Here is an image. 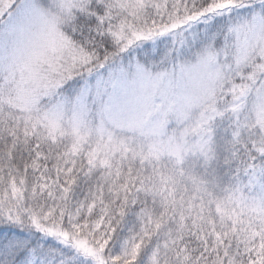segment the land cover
I'll use <instances>...</instances> for the list:
<instances>
[{"label":"snow or ice","instance_id":"1","mask_svg":"<svg viewBox=\"0 0 264 264\" xmlns=\"http://www.w3.org/2000/svg\"><path fill=\"white\" fill-rule=\"evenodd\" d=\"M0 264H264V0H0Z\"/></svg>","mask_w":264,"mask_h":264}]
</instances>
